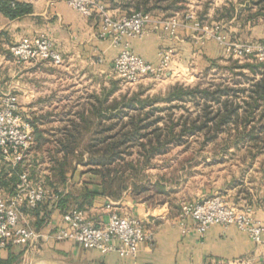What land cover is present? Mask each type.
I'll list each match as a JSON object with an SVG mask.
<instances>
[{"label":"crops","instance_id":"1","mask_svg":"<svg viewBox=\"0 0 264 264\" xmlns=\"http://www.w3.org/2000/svg\"><path fill=\"white\" fill-rule=\"evenodd\" d=\"M14 1L20 5L18 15L10 16L6 9L0 10V85L18 95L22 112L32 123L35 143L20 162L0 160L1 195L13 194L24 172L45 183L57 180L54 169L56 161L63 158L58 147L64 129L80 122L82 115L87 116L101 102L108 107L126 92L114 68L121 49L129 47L152 64L159 63L162 51H171L165 74L148 76L141 81L156 78L167 86L163 92L176 83L187 85V79H198L213 61L226 54L217 38L202 28L197 29L182 10L171 14L183 18L176 34L155 28L152 22L143 36L125 38L114 44L112 38L102 34L101 18L104 12L114 17L127 15L121 0H99L104 6L103 13L97 11L89 17L65 0ZM151 15L161 17L165 13ZM257 26L247 29L248 38L254 37ZM235 30V34L240 31L238 27ZM39 34L54 42L63 61L60 64L51 60L16 63L11 46L24 37ZM142 90L146 95L150 91ZM87 157L85 153L83 161L73 162L75 172L67 180L56 182L59 191L66 194L82 190L84 182L90 180L89 175L83 174ZM248 161L252 167L244 179L222 189L203 188L193 198L203 200L222 191L231 207L250 209L264 224V152L251 155ZM91 188L99 194L91 203L79 207L88 221L97 225L105 223L109 217L107 204L113 201L120 210L138 217L149 231L150 237L140 245L137 257L56 240L53 235L63 223L65 211L53 198L37 210L23 207L26 221L43 237L31 248L0 249V261L8 260L9 264H264V245L234 225L215 224L203 235L192 228L186 230L178 218L181 204L173 203L171 196V201L150 206L135 198L132 186L119 198L103 194L102 186L96 183Z\"/></svg>","mask_w":264,"mask_h":264},{"label":"trees","instance_id":"2","mask_svg":"<svg viewBox=\"0 0 264 264\" xmlns=\"http://www.w3.org/2000/svg\"><path fill=\"white\" fill-rule=\"evenodd\" d=\"M122 1V7L127 10L133 8L170 15L181 11L189 0ZM243 1L246 7L238 12L233 2L229 7L225 6L224 17L231 19L236 11L235 17L241 27L264 22V0ZM2 8L10 16L21 13L20 5L15 1L12 4L11 0H3ZM253 59L248 63H239L237 58L230 59L233 72L240 76L235 77L233 82L220 81L205 86L172 85L167 98L168 102L176 103L170 105L172 110L151 107L143 111L144 104L136 107L134 97L124 96L122 102L110 103L108 107L101 102L87 116L82 115L80 122L73 123L62 132L58 150L63 152V158L56 161L54 172L57 180L46 182L52 196L45 203L55 198L65 213L82 207L99 194L91 188L95 183L102 186L103 194L113 198H119L124 190L132 186L135 198L150 206L171 201V189L160 179L147 178L144 170L150 168L154 164L153 159L165 153L171 144L187 146V135H208L202 143L204 145L220 133L236 130L238 137L234 145L238 149L246 145L252 156L263 153L264 61ZM188 101L195 105L196 114L192 115L190 111L176 114L174 107L185 106ZM155 111L167 113L155 114ZM85 153L88 157L83 174L89 175L90 180L84 182L80 191L66 194L59 191L56 182L62 183L74 174L73 162L83 161ZM40 205L32 209L37 210ZM0 262L10 263L8 260Z\"/></svg>","mask_w":264,"mask_h":264},{"label":"built area","instance_id":"3","mask_svg":"<svg viewBox=\"0 0 264 264\" xmlns=\"http://www.w3.org/2000/svg\"><path fill=\"white\" fill-rule=\"evenodd\" d=\"M14 4V0H11ZM85 16L97 11L103 13L104 6L95 0H65ZM3 0H0V10ZM194 26L206 31L202 23L189 16ZM178 17L169 19L153 17L151 13L135 11L130 15L113 17L102 14V34L119 44L125 38L141 37L153 22L155 28H162L171 35L176 34ZM227 53L237 59L255 58L264 61V41L246 43L231 41L223 34L214 33ZM16 63L34 60H51L60 64L63 58L54 42L44 34L22 38L10 48ZM171 62V51L161 52L158 64L147 62L129 47L121 49L115 58V72L127 83L138 84L148 74L164 75ZM32 123L24 116L17 94L4 90L0 85V160L20 162L34 145ZM52 192L43 179H35L28 172L21 175L20 182L11 195L0 194V249L10 246H35L43 234L26 221L23 207H37L51 198ZM108 220L94 224L86 219L85 212L74 208L63 216V223L57 227L54 238L58 241L76 242L86 249L103 252H118L122 256L137 257L140 245L150 237L142 221L128 211H122L115 202L107 204ZM179 220L185 229L192 228L201 235L215 224L225 227L234 225L247 232L251 238L264 245V224L256 219L250 209L231 207L222 195H214L200 201H186L181 205ZM221 264V263H219ZM242 264H250L243 262Z\"/></svg>","mask_w":264,"mask_h":264},{"label":"rangeland","instance_id":"4","mask_svg":"<svg viewBox=\"0 0 264 264\" xmlns=\"http://www.w3.org/2000/svg\"><path fill=\"white\" fill-rule=\"evenodd\" d=\"M95 1L103 5L99 0ZM123 2L124 1L121 0V3ZM230 2L236 4L237 12L239 9L246 7L245 1L243 0H189L182 11L187 15V20L190 19L189 16L196 17L202 23L203 27H207V32L213 35L216 32L218 34H223L230 40L229 42H263L264 22H260V25L257 24L258 26L254 30V37L248 38L249 32L247 29L253 26L249 24L241 27L240 21L235 17L236 11L233 18L228 19L224 17V13H226L225 6L229 7ZM129 10H131V12H129ZM129 10L126 9L127 15L135 11H141L134 10L133 8ZM173 16L174 15L170 14L161 16L160 18L169 19ZM180 18L183 19L182 17ZM180 18L178 19V23L181 24L183 21ZM237 27L240 31L235 34L237 31L235 28ZM230 59L235 60V57L226 52L225 56L216 59V63H212L198 79H187V85L202 84L205 86L220 81L233 82L235 77L238 78L240 76H236L233 72V64ZM253 60V58L239 59V63H248ZM245 71L248 72V69L245 68ZM115 75L117 76L116 72ZM148 76L153 77L156 75L148 74L145 77ZM117 79H119V83L125 87L126 92L122 93L120 97L117 96L113 104L117 101H121L124 96H132L137 104L136 107H140L142 104L145 105L143 111H147L151 107H155V109L169 108L172 110L170 105H176V103L167 101L169 88L172 85L163 92L167 86L156 78H150L143 83L141 79V81L135 85L127 83L118 76ZM143 88L146 90L150 89L147 95L146 92L142 90ZM174 109L178 115L182 113L187 114L188 111L193 112L192 115L196 114L195 105L191 101H188L185 106H180L178 108L174 107ZM158 113L165 114L167 112L155 111V114ZM237 137L238 133L236 130H233L231 133L224 132L218 134L214 140L206 141L203 145L202 143L208 139V135H187V146L171 144L165 153L153 159L154 164L149 166L150 168L145 169L144 174L151 180H162L168 188L171 189L173 203H180L182 205V203L186 201H200L201 199L197 200L193 197H195L196 193L201 189L216 187L222 189L224 185L238 182L242 178L244 179L245 175L248 173L249 167H252V165H249L248 161V157L251 156L249 148L245 145L241 149H238L234 145ZM145 176L143 175L144 178ZM214 195H223V192L220 191V193Z\"/></svg>","mask_w":264,"mask_h":264}]
</instances>
